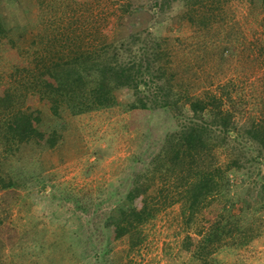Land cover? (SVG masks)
I'll return each mask as SVG.
<instances>
[{"label": "rangeland", "instance_id": "obj_1", "mask_svg": "<svg viewBox=\"0 0 264 264\" xmlns=\"http://www.w3.org/2000/svg\"><path fill=\"white\" fill-rule=\"evenodd\" d=\"M158 1L164 0H0V20L6 28H12L14 40L21 34L26 36L27 43L18 42V51L29 48L36 35L46 43L57 34L60 46L86 49L94 37L97 42L101 37L113 41L145 25L154 32L151 40L162 37L167 43L172 65L179 73L177 78L181 76L192 83V93L217 91V86L230 80L247 99L246 112L238 117L240 125L259 114L260 91L264 88V6L249 0H219L203 8L199 3L203 0H165L162 9L166 11L162 13L155 4ZM128 4L134 15L125 13L120 19V5ZM213 7L218 9L215 14L219 20L207 33L200 32L191 21L189 9H198V14L204 15L205 9ZM54 15L59 16L51 22L49 17ZM223 26L227 32L237 30L232 42L233 61L227 64L221 63L214 48L226 40L220 29ZM0 50V88L9 82L15 86L16 72L11 66L14 54L4 42ZM120 93L121 102L131 99L129 91ZM237 95L234 93V97ZM37 105L47 130H54L60 119L68 128L63 130V139L56 148L35 143L21 146L2 164L6 171L13 168L10 172L15 174L25 170L19 179L20 198L12 205L10 222L30 239L24 247L5 252L8 263L95 264V254L103 250L107 254L100 258L102 264L193 263L183 246L184 238L203 230L205 219L187 227L179 203L142 226L144 238L140 245H135L129 236L111 243L106 239L110 211L124 200L135 175L145 167L144 162L157 154L166 134L177 129L179 112L155 110L133 129L128 124L129 115L120 109L76 117L64 110L57 119L47 106ZM135 153L141 160L132 162L130 157ZM19 156L25 162L18 161ZM222 160L226 161V157L222 156ZM260 169L264 177V164ZM234 183L241 185L237 189L241 199L234 211L238 213L244 207V230L235 244L221 249L215 257L221 264H264V208H257L263 201L261 179H256L254 185L238 176ZM54 194L57 196L53 199ZM245 234L249 235L247 240ZM103 240L105 244H101ZM78 249L89 257L73 263L70 252ZM26 254L27 262L21 258Z\"/></svg>", "mask_w": 264, "mask_h": 264}, {"label": "trees", "instance_id": "obj_2", "mask_svg": "<svg viewBox=\"0 0 264 264\" xmlns=\"http://www.w3.org/2000/svg\"><path fill=\"white\" fill-rule=\"evenodd\" d=\"M218 1L199 3L208 8ZM249 1L264 6V0ZM155 4L161 8L160 12L166 11L162 9L165 0ZM119 9L120 19L125 13L134 15L135 12L130 4L120 5ZM189 10L192 11L191 21L200 32L207 33L219 20L215 14L218 9L214 7L205 9L204 15H199L198 9ZM58 16L49 18L53 22L52 18ZM224 28L220 29L226 40L212 47L218 50L221 63L227 64L233 61L232 42L237 30L227 32ZM148 29L142 25L140 30L113 41L101 37L97 42L96 37L88 34L95 39L86 49L75 45L60 46L57 34L42 43L40 36L35 34L30 47L23 49L20 55L18 42L25 43L26 36L21 34L14 40L12 28H6L0 20V48L2 42L11 48L15 55L11 58V66L14 74L16 72L13 76H16V85L9 82L0 88V146L4 151L0 155V264H9L5 257L7 250L22 248L30 240L29 235L19 232L10 222L12 205L20 198L19 179L25 170L15 174L10 172L13 168L6 171L2 164L21 146L35 143L56 148L63 139V130L68 128L60 119L64 110L76 117L120 109L129 115L128 124L133 129L143 124L155 110L179 112L181 120L177 118V129L166 134L157 154L144 162L147 163L145 167L135 175L124 200L110 211L105 224L109 243L129 236L135 240V245H140L144 238L142 226L162 210L179 203L187 227L202 217L205 219V230L202 227L196 235L184 238L183 246L191 257V264H198L197 261L221 264L216 254L235 244L246 222L244 207L238 213L234 211L241 199L237 195L241 185L234 183L236 177L241 176L245 183L254 185L256 179H261L263 201L257 208H264V177L260 172L264 164V88L260 91L262 108L259 114L240 125L238 117L245 114L247 99L239 94L242 91L239 86L229 80L224 86H217V91L192 93V83L181 76L177 78L179 73L172 65L167 43L162 37L151 40L154 32ZM123 91L131 93L130 100L120 101ZM234 93H238L237 97ZM41 103L55 118L63 121L59 120L54 130L49 131L43 125L42 112L37 105ZM136 154L130 157L132 162L141 160ZM22 158L16 159L25 162ZM248 238L245 234L244 239ZM101 244H105L104 240ZM106 254L107 250L96 253L95 264H102L100 258ZM27 256H21L23 261L27 262ZM70 256L74 258L73 263L89 257L79 253V249L71 251Z\"/></svg>", "mask_w": 264, "mask_h": 264}]
</instances>
